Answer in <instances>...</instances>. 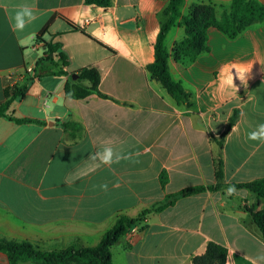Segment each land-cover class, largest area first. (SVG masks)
Segmentation results:
<instances>
[{
  "label": "crops",
  "instance_id": "crops-1",
  "mask_svg": "<svg viewBox=\"0 0 264 264\" xmlns=\"http://www.w3.org/2000/svg\"><path fill=\"white\" fill-rule=\"evenodd\" d=\"M169 1L112 0L101 8L85 0H0V106L9 74L34 68L18 80L24 94L9 109L15 118L34 122L0 117V238L28 241L43 251L94 247L120 217L137 219L169 195L217 185L216 141L238 109L235 131L223 148L225 186L146 215L115 244L112 259L114 264H193L210 242L227 248V264H251L264 255L263 236L247 211L257 197L245 188H236L233 196L225 193L229 184L264 177V144L247 138L264 123V21L235 39L210 27L209 51L192 62L177 61L173 49L186 36L182 17L204 4L214 5L220 18L232 2L184 0L165 47L173 80L190 94L192 106L187 107L147 70L155 62ZM256 1L264 6V0ZM22 5L32 7L37 19L20 32L12 22ZM46 28L43 39L61 45L69 74L97 67L100 90L109 99H69L68 76H35L46 53L36 39ZM225 65L247 68L248 82L241 83L233 69L238 90L222 87ZM46 101L54 105L51 121L42 111ZM69 122L80 130L65 129ZM104 146L139 151V162L98 165L90 155ZM104 183L108 192L98 187ZM0 264H8L1 253ZM257 264L264 262L257 259Z\"/></svg>",
  "mask_w": 264,
  "mask_h": 264
},
{
  "label": "trees",
  "instance_id": "trees-1",
  "mask_svg": "<svg viewBox=\"0 0 264 264\" xmlns=\"http://www.w3.org/2000/svg\"><path fill=\"white\" fill-rule=\"evenodd\" d=\"M184 0H170L164 14L168 20L162 25L155 44V62L147 67L151 77L159 82L167 93L178 103L191 107L190 94L185 91L181 83L173 80L169 71V52L165 47V40L171 28L177 20L182 17L181 6ZM87 5H96L101 8H108L112 0H85ZM230 13L218 18L217 10L214 5H195L192 7L188 16L182 17V25L185 28V39L176 44L173 49L174 58L177 61L184 59L194 61L201 54L209 51L207 44L208 29L215 27L225 33L230 39L237 38L246 29L256 24V21L264 20V6L256 0H232L230 4ZM47 33V28L37 36V43L43 44L46 49V57L41 58L35 69V76L38 78L56 76H68L64 90L66 96L72 99H85L91 95H98L101 98L110 97L103 94L100 90L101 73L95 66H89L81 69L77 73L69 74V57L61 51L59 43L52 44L43 39ZM77 75V79L72 76ZM24 86L5 90L6 101L0 106V117H7L19 124L34 122L28 119H18L9 114L11 103L17 98L23 96ZM240 117L238 109L233 111L229 119L226 131L217 140L219 147L218 155L215 159L216 179L215 186H197L191 187L181 192L169 195L160 203H157L145 210L137 219L120 217L110 231L101 239L100 243L94 247H84L74 249L73 247L64 250L43 251L31 242L8 240L0 238V253L7 257L8 264H25L27 262H40L41 264H58L57 260L66 263L61 264H114L112 259V249L115 244L124 237L129 230L144 217L152 212L159 213L172 206L176 200L199 194L205 191L219 190L225 186L224 157L223 148L227 135L231 132ZM76 123H65V129L80 130ZM162 186L166 185L167 177L164 173L161 175ZM236 188H245L249 190L258 199V203L251 208H247L253 223L259 228L264 239V177L252 182L232 184ZM228 250L226 247L214 242L207 244L205 251L201 255L193 257V264H227Z\"/></svg>",
  "mask_w": 264,
  "mask_h": 264
},
{
  "label": "clouds",
  "instance_id": "clouds-1",
  "mask_svg": "<svg viewBox=\"0 0 264 264\" xmlns=\"http://www.w3.org/2000/svg\"><path fill=\"white\" fill-rule=\"evenodd\" d=\"M37 19V15L34 13L32 7L28 5H22L15 12L12 22V27L15 31H24V29L31 23H33ZM225 69H228L227 74H225ZM235 69L236 78L240 80L241 83L248 82L249 79V71L245 67H238L236 65L228 66L225 65L224 68L221 69V77L220 82L222 87H234L237 89L234 84V75L232 70ZM238 90V89H237ZM71 97L69 96V99ZM44 118L51 121L54 119V105L50 102H45L42 108ZM232 131H235L233 128ZM248 140L258 141L264 144V123H260L256 126L254 130L248 133ZM141 153L137 152H128L123 153L121 151L115 150L112 146H104L102 150L92 153L90 155V159L98 162V165L109 166L111 167L113 164H118L122 160L130 161L133 163L139 162V156ZM118 185H113V187H117ZM101 191L108 192V184L104 183L98 186ZM225 193L228 196H233L237 193V189L235 185L229 184V187L225 189ZM259 261L264 262V255L259 256L257 258ZM257 259L251 261V264H257Z\"/></svg>",
  "mask_w": 264,
  "mask_h": 264
},
{
  "label": "built area",
  "instance_id": "built-area-1",
  "mask_svg": "<svg viewBox=\"0 0 264 264\" xmlns=\"http://www.w3.org/2000/svg\"><path fill=\"white\" fill-rule=\"evenodd\" d=\"M88 22V21H87ZM43 57H46V53ZM34 72V68L25 67L20 71H13L9 74V86L8 88L13 89L18 86V80L21 79L24 75H28Z\"/></svg>",
  "mask_w": 264,
  "mask_h": 264
},
{
  "label": "rangeland",
  "instance_id": "rangeland-1",
  "mask_svg": "<svg viewBox=\"0 0 264 264\" xmlns=\"http://www.w3.org/2000/svg\"><path fill=\"white\" fill-rule=\"evenodd\" d=\"M230 11H231V10H230V6H229V7H227L226 9H224L223 15H225V14H229ZM263 21H264V20L256 21V23L263 22ZM2 238H5V237H2ZM35 242H37V241H35ZM36 246L39 247L37 244H36ZM56 262H57L58 264L66 263V262H63V261H61V260H57V259H56ZM25 264H41V263H40V262H27V263H25Z\"/></svg>",
  "mask_w": 264,
  "mask_h": 264
},
{
  "label": "water",
  "instance_id": "water-1",
  "mask_svg": "<svg viewBox=\"0 0 264 264\" xmlns=\"http://www.w3.org/2000/svg\"><path fill=\"white\" fill-rule=\"evenodd\" d=\"M72 78H73V79H77L78 76H77V75H73Z\"/></svg>",
  "mask_w": 264,
  "mask_h": 264
}]
</instances>
